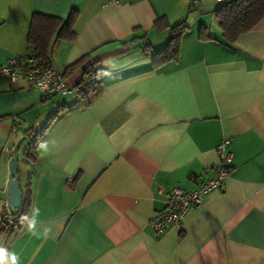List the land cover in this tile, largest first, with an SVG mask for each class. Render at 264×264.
Returning a JSON list of instances; mask_svg holds the SVG:
<instances>
[{
    "label": "crops",
    "instance_id": "1",
    "mask_svg": "<svg viewBox=\"0 0 264 264\" xmlns=\"http://www.w3.org/2000/svg\"><path fill=\"white\" fill-rule=\"evenodd\" d=\"M220 4L0 0V65L27 50L33 12L77 10L74 37L51 44V68L64 74L88 55L65 73L66 94L43 98L22 76H0V264H264V18L226 44ZM159 16L189 28L178 57L155 66L143 42L169 40ZM89 66L101 69L84 95L74 87ZM222 139L232 155L224 189L154 233L166 192L216 176ZM9 156L29 199L12 227Z\"/></svg>",
    "mask_w": 264,
    "mask_h": 264
},
{
    "label": "trees",
    "instance_id": "2",
    "mask_svg": "<svg viewBox=\"0 0 264 264\" xmlns=\"http://www.w3.org/2000/svg\"><path fill=\"white\" fill-rule=\"evenodd\" d=\"M220 3V7L215 10L214 16L221 30L222 41L226 44L234 42L240 34L247 32L264 18V0H223ZM76 14L77 10L75 9L71 10L66 18L41 12L32 13L26 34V47L27 50L34 51L39 63L50 67V49L54 39H72L74 37L73 24ZM154 28L159 30L169 28L171 33L165 46L160 49L153 48L150 42H143V52L151 57L155 66H160L166 61L178 57L181 37L188 30L189 25L186 20L169 25L164 16H159L154 21ZM203 28L201 27L199 30L201 38L210 37L204 34ZM87 57L88 55H83L69 64L65 69V73L82 66ZM96 69L97 67L91 66L83 68L82 76L74 87L77 92L88 95L92 89L94 90L97 81L92 80V76L97 75ZM65 73L62 74L63 77ZM82 86L85 87V90ZM33 142L34 139L29 141V147ZM27 201L29 199L22 198L20 208L13 211L16 219L26 212L28 208Z\"/></svg>",
    "mask_w": 264,
    "mask_h": 264
},
{
    "label": "built area",
    "instance_id": "3",
    "mask_svg": "<svg viewBox=\"0 0 264 264\" xmlns=\"http://www.w3.org/2000/svg\"><path fill=\"white\" fill-rule=\"evenodd\" d=\"M111 1L117 2L120 0ZM0 76L7 77L10 81H15L22 76L32 87L41 93L43 98H49L58 93L66 94L70 90L63 75L53 68L39 63L32 50L11 55L5 63L0 65ZM92 80L97 81V75H93ZM82 88L85 90L84 86ZM228 145L229 140L222 139L215 147L217 155L215 177L203 179L198 183L197 187L188 190L175 185L165 193L163 207L153 213L149 222V226L154 233H161L169 224L178 228L184 214L190 208L199 205L209 191L224 189L225 179L231 170L232 161ZM3 210L5 222L10 226H14L16 224V217L7 199L4 200Z\"/></svg>",
    "mask_w": 264,
    "mask_h": 264
},
{
    "label": "water",
    "instance_id": "4",
    "mask_svg": "<svg viewBox=\"0 0 264 264\" xmlns=\"http://www.w3.org/2000/svg\"><path fill=\"white\" fill-rule=\"evenodd\" d=\"M98 67L96 71H99ZM17 163L14 156H9V178L6 185V197L10 208L18 210L21 206L22 192L17 181Z\"/></svg>",
    "mask_w": 264,
    "mask_h": 264
},
{
    "label": "bare ground",
    "instance_id": "5",
    "mask_svg": "<svg viewBox=\"0 0 264 264\" xmlns=\"http://www.w3.org/2000/svg\"><path fill=\"white\" fill-rule=\"evenodd\" d=\"M17 220V219H16ZM16 225V224H15Z\"/></svg>",
    "mask_w": 264,
    "mask_h": 264
},
{
    "label": "rangeland",
    "instance_id": "6",
    "mask_svg": "<svg viewBox=\"0 0 264 264\" xmlns=\"http://www.w3.org/2000/svg\"><path fill=\"white\" fill-rule=\"evenodd\" d=\"M39 129H40V127H39Z\"/></svg>",
    "mask_w": 264,
    "mask_h": 264
}]
</instances>
